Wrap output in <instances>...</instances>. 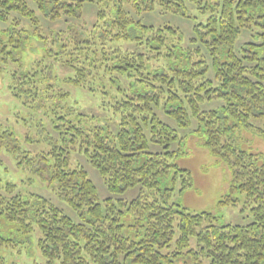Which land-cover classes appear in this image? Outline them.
I'll list each match as a JSON object with an SVG mask.
<instances>
[{"label":"trees","instance_id":"16d2710c","mask_svg":"<svg viewBox=\"0 0 264 264\" xmlns=\"http://www.w3.org/2000/svg\"><path fill=\"white\" fill-rule=\"evenodd\" d=\"M187 2L206 15L189 38L175 26L146 25L132 14L159 9L187 18ZM87 4L97 8L96 20L83 30L74 25ZM41 16L65 18L68 25L51 30L49 38L40 30ZM0 20L11 21L2 30L6 37L0 35V72L18 67L10 77L13 96L28 108L52 110L60 135L50 151L32 155L5 130L1 148L13 152L17 171L26 165L43 175L47 168L58 196L79 218L40 194L25 192L16 179L0 180V249L14 246L5 235L7 224L23 237L38 232L49 264L264 263V153L242 149L237 137L241 127L264 137V0H0ZM246 33L250 39L239 43ZM32 34L44 51L25 68L24 44ZM50 58L73 71L64 82L110 98L120 118L116 134L98 125L86 129L68 118L69 111L56 115L52 99L69 91L53 89V68L45 61ZM160 112L179 127L196 124L192 131L231 172L230 191L219 204L235 206V194H244L251 223L220 225L211 212L193 213L170 203L177 183L185 192L194 178L174 162L179 151L171 146L179 140L178 130ZM75 148L112 193L141 185L139 195L101 201L87 169L70 164ZM127 213L133 216L131 235L124 233ZM0 264L18 263L0 254Z\"/></svg>","mask_w":264,"mask_h":264},{"label":"rangeland","instance_id":"374dc122","mask_svg":"<svg viewBox=\"0 0 264 264\" xmlns=\"http://www.w3.org/2000/svg\"><path fill=\"white\" fill-rule=\"evenodd\" d=\"M187 7L189 13V17L187 18L178 14L162 13L159 9L153 12H132V14L137 20H140L146 25L162 26L168 24L175 26L189 38L193 34L194 25L198 22L205 21L206 15H200L190 2H187ZM96 13L97 8L92 4H87L84 9L83 19L76 20L74 26L83 30L91 28L96 20ZM20 19L22 20V26L28 29L29 32L32 31L33 28L30 26V23L21 17ZM40 19V30L49 36V38L51 30L55 32L60 31L66 29L68 25L65 18L51 21L41 16ZM10 22L0 20L1 36L6 37V34L2 30L10 27ZM243 36L239 43L250 39L248 33H246L244 38ZM42 46L43 44L35 34L29 37V40L24 44L22 54V61L25 68L43 55L44 50ZM45 61L51 64L53 68L52 74L49 75L53 89L57 92L59 90L64 92L69 91V95L64 98H51L52 102L58 105V108H55L56 115L64 114V112L67 114L69 111L67 114L69 116L68 118L75 119L76 122L80 120L86 129H91L98 125L100 127L103 126L109 134H116L119 129L120 118L114 112L110 98L107 95H103L100 91L90 92L64 82L66 77L73 76L71 68L61 65L60 62L58 63L51 58L45 59ZM13 68L16 69L18 67L10 65L7 70L0 72V141L7 142V137L5 139L2 138V131L8 130L9 134L11 133L17 138V144L21 146L23 151H28L32 155L48 152L52 148L53 142L60 136L59 129L55 128L53 123L55 115L52 110L46 112L37 106L35 109L28 108L13 96L10 87V77ZM160 116L178 130L179 140L171 146V150L179 151L174 158V162L179 167L191 171L194 178L193 188L185 192L179 191L180 181L177 183L176 191L170 203L180 204L193 213L202 211L211 212L217 217V223L220 225H246L251 223L253 218L250 207L245 205L244 194L240 192L235 194L234 197L239 200L235 206L219 204L220 197L230 191L232 183L231 172L227 163L213 155L204 145L203 137L192 131L196 124H193L189 128L179 127L164 112H160ZM57 125L59 127L64 126L63 122H59ZM237 137L238 144L242 149L252 153H264V137L261 135L241 127L237 131ZM153 149L159 150L162 148L154 146ZM71 151V166H81L87 169L90 178L97 187L101 201L108 197L130 201L139 195L142 189L141 185L130 188L123 193H112L100 173L90 164L87 157L77 151V148ZM24 167L25 170L17 171V159L15 161L13 152L8 151L5 147L1 148L0 145V180H18L19 183H22L21 185L25 192H35L50 199L56 205L63 208L75 220H79L76 213L58 196L57 185L49 181L50 175L47 172V168L43 167L45 171L43 175H36L29 166L24 165ZM144 193L154 196V192L145 190ZM132 219L133 216L129 213L124 217V233L126 235H131L129 225L132 223ZM4 226L5 235L12 237L14 241V246L0 249V254L4 255L9 262H17L18 264H49L47 258L43 256L39 249L38 232L32 236L23 237L16 231L17 227L7 224ZM54 264L60 263L57 261Z\"/></svg>","mask_w":264,"mask_h":264}]
</instances>
